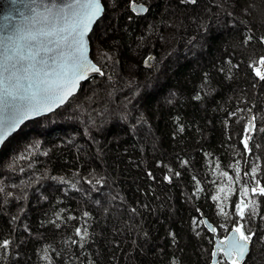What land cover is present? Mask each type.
Instances as JSON below:
<instances>
[{
  "label": "trees",
  "instance_id": "1",
  "mask_svg": "<svg viewBox=\"0 0 264 264\" xmlns=\"http://www.w3.org/2000/svg\"><path fill=\"white\" fill-rule=\"evenodd\" d=\"M101 1L103 77L0 150V264H210L238 226L264 264V0Z\"/></svg>",
  "mask_w": 264,
  "mask_h": 264
},
{
  "label": "snow or ice",
  "instance_id": "2",
  "mask_svg": "<svg viewBox=\"0 0 264 264\" xmlns=\"http://www.w3.org/2000/svg\"><path fill=\"white\" fill-rule=\"evenodd\" d=\"M77 6L86 8L88 11L83 13L82 19L80 12L73 11V23L67 27L59 30L53 27L48 31L41 30L39 34L17 35L7 38V43L4 44L3 48L5 62H0V104L11 108H16L19 104L34 109L47 104L53 96L56 97V103H62L65 97L71 95V91L78 81L87 78L86 74L89 71L103 75L101 70L91 64L85 56V37L90 31V25L102 13L101 2L100 0H83L82 4L81 0H76L75 5L70 4L68 7L75 9ZM65 11L61 9V12ZM43 19L49 21L48 16H44ZM65 23H68L67 15H65ZM58 31L65 34L62 41L56 39L45 42L41 39L57 36ZM68 33H71V37ZM69 39L73 41L71 46H74L76 53L72 57H68L67 53L62 50L69 46ZM19 41H24V44ZM25 49H27L26 54ZM259 64L264 65V57L261 58ZM4 73H8L7 78ZM256 75L264 80V75L259 70H256ZM33 76L36 77L35 81ZM53 76L55 77L54 80L52 79ZM22 80L28 81L26 86L21 85ZM50 106L48 105V107ZM16 122L18 121H13V126ZM245 147H247V143H245ZM252 191L253 193L259 191V194L264 195V187L258 190L253 188ZM236 207L241 219H244V211L241 205L237 204ZM210 230L215 231L211 228ZM77 231L79 232V229ZM233 231L239 236L238 238H230L225 256L229 258L231 264H238V261L242 260L247 253L251 234H246L239 226L235 227ZM6 245L7 242H5ZM233 253L237 257L236 260L231 259ZM215 255L216 253L213 252V256Z\"/></svg>",
  "mask_w": 264,
  "mask_h": 264
},
{
  "label": "water",
  "instance_id": "3",
  "mask_svg": "<svg viewBox=\"0 0 264 264\" xmlns=\"http://www.w3.org/2000/svg\"><path fill=\"white\" fill-rule=\"evenodd\" d=\"M101 2V0H100ZM83 4V0H81ZM75 5L76 0H0V62H5V57L3 55V48L4 44L7 43L8 37H15L17 35L20 36H28L29 34H39L41 30L48 31L51 28L55 27L57 30L67 27L71 23H73V11H77L81 13V19L83 18V13L88 11V9L83 8L81 6H77L75 9H71L69 5ZM102 13L98 19L95 20L93 24L90 25V31L87 33L85 37L86 45H85V56L87 57L88 61L91 64H94L97 68H99L91 58V47L89 43V36L91 31L93 30L95 24L98 20L102 17L104 13V7L101 3ZM61 9L66 10L65 12H61ZM129 9L133 11L137 15H142L146 11V5L143 3H132L129 6ZM65 15L68 17V23H65ZM44 16L49 17V21H45L43 19ZM55 17V20H53ZM64 33L58 31L57 36L54 37H47L41 38L48 41H54L56 39L63 40ZM69 37H71V33H68ZM21 44H24V41H19ZM264 43V40H263ZM73 41L69 39V46L64 47L62 50L67 53L68 57L74 56L75 48L71 46ZM27 49H25L26 54ZM51 64V61H49ZM100 69V68H99ZM101 70V69H100ZM51 71V69H49ZM102 72V70H101ZM103 73V72H102ZM5 77L7 78L8 73H4ZM42 75V74H41ZM87 78L78 81L76 86L72 89L71 95L65 97L62 103H56V97L53 96L47 104L38 106L34 109H29L27 106L17 105L16 108H11L0 104V150L3 145L8 141V139L15 133L18 132L19 129L27 122L40 118L42 116L49 115L59 109L60 107L64 106L66 102L76 93L78 92L80 85L92 77H103V75L95 72L89 71L87 74ZM36 77L33 76V80L35 81ZM52 79L54 80L55 77L53 76ZM28 81L22 80L21 85L26 86ZM48 105H51L48 107ZM13 121H18L13 126ZM250 130V126H249ZM202 223L204 227L213 234L214 231L210 230L214 229L211 223L203 217ZM239 234L234 232L233 229L228 231L225 235L223 240H219L216 236L213 238V248L210 257V264H217L218 263V255L219 252L226 261H230L227 256H225V251L227 246L229 245L230 238H238ZM219 245V247H218ZM213 252L216 253L213 256ZM250 252V241L247 245V253L243 257L242 260L238 261V264H242ZM236 260L237 257L235 253H233L232 258Z\"/></svg>",
  "mask_w": 264,
  "mask_h": 264
},
{
  "label": "rangeland",
  "instance_id": "4",
  "mask_svg": "<svg viewBox=\"0 0 264 264\" xmlns=\"http://www.w3.org/2000/svg\"><path fill=\"white\" fill-rule=\"evenodd\" d=\"M103 1H105V0H103ZM108 2L111 3L112 0H108ZM101 3H102V1H101ZM102 4H103V3H102ZM89 43H90V42H89ZM258 70L261 72V74L264 72L262 68H258ZM153 128H154V127H152V126L147 127L148 131H147V129H145V130L142 131V133H145V134H147V132H150V133H151ZM150 133H148V134H150ZM230 264H231V263H230Z\"/></svg>",
  "mask_w": 264,
  "mask_h": 264
},
{
  "label": "flooded vegetation",
  "instance_id": "5",
  "mask_svg": "<svg viewBox=\"0 0 264 264\" xmlns=\"http://www.w3.org/2000/svg\"><path fill=\"white\" fill-rule=\"evenodd\" d=\"M220 258H221V257L219 256V258H218V259H219V262H220V260H221Z\"/></svg>",
  "mask_w": 264,
  "mask_h": 264
},
{
  "label": "bare ground",
  "instance_id": "6",
  "mask_svg": "<svg viewBox=\"0 0 264 264\" xmlns=\"http://www.w3.org/2000/svg\"><path fill=\"white\" fill-rule=\"evenodd\" d=\"M15 133H17V132H15ZM15 133H14V134H15ZM14 134H13V135H14Z\"/></svg>",
  "mask_w": 264,
  "mask_h": 264
}]
</instances>
